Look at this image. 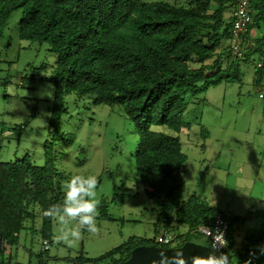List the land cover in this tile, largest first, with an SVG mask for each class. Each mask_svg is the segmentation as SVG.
<instances>
[{
    "label": "trees",
    "instance_id": "16d2710c",
    "mask_svg": "<svg viewBox=\"0 0 264 264\" xmlns=\"http://www.w3.org/2000/svg\"><path fill=\"white\" fill-rule=\"evenodd\" d=\"M249 1L251 20L243 34L242 56L236 57L229 47L232 19L224 20L234 0H0V32L11 13L21 9L18 38L47 43L56 57L48 122L53 136L69 94L117 106L136 131L135 172L155 214V236L131 238L97 261L118 264L138 247L165 248L155 242L162 232L174 235L181 246L198 244L204 238L198 228H210L218 214L226 216L197 196L181 200L186 156L179 134L185 129L181 118L187 98L223 82H239V62L259 55L255 81H260L264 0ZM254 32L257 38H252ZM66 180L50 157L42 167L27 158L0 162V264H9L3 255L7 247L18 245L27 222L40 218V228L31 229L48 242L52 218L44 213L63 201ZM99 209L100 218L108 219L105 206ZM226 217L232 223L230 246L222 254L230 264H264V224L234 237L248 216ZM182 225L186 231L175 233Z\"/></svg>",
    "mask_w": 264,
    "mask_h": 264
},
{
    "label": "rangeland",
    "instance_id": "374dc122",
    "mask_svg": "<svg viewBox=\"0 0 264 264\" xmlns=\"http://www.w3.org/2000/svg\"><path fill=\"white\" fill-rule=\"evenodd\" d=\"M231 14L228 9L224 20L229 21ZM21 17V9L12 12L0 32V162L27 158L42 167L50 157L67 180L74 175L96 176L99 207L105 206L109 218H100L98 208L99 233L84 232L71 246L56 242L59 225L52 218L46 251L38 231L31 229L40 228L37 218L25 224L18 245L7 247L3 257L9 264H104L97 260L131 238L155 236V214L135 172L136 131L117 106L69 94L53 136L48 122L56 57L47 43L18 38ZM257 35L254 32L252 38ZM260 63L259 55L239 62V82H223L188 97L181 118L185 129L179 138L186 156L181 200L197 196L226 216H248L234 237L264 224V71L255 81ZM185 231L182 225L175 233ZM155 242L163 245L157 237ZM197 243L205 246L206 240ZM180 246L173 241L164 247Z\"/></svg>",
    "mask_w": 264,
    "mask_h": 264
},
{
    "label": "clouds",
    "instance_id": "9594fccd",
    "mask_svg": "<svg viewBox=\"0 0 264 264\" xmlns=\"http://www.w3.org/2000/svg\"><path fill=\"white\" fill-rule=\"evenodd\" d=\"M98 179L96 176L74 175L64 182V198L61 203L51 205L44 213L49 218L58 221L59 234L55 237L57 243H66L69 246L83 238V233L96 235L98 225L99 205L97 198ZM215 242L224 246L226 241L221 235L213 237ZM215 248V245H213ZM191 264H230L229 257L221 254L216 256L210 253L206 257L193 256ZM180 264H187L179 258Z\"/></svg>",
    "mask_w": 264,
    "mask_h": 264
},
{
    "label": "built area",
    "instance_id": "2783aa9c",
    "mask_svg": "<svg viewBox=\"0 0 264 264\" xmlns=\"http://www.w3.org/2000/svg\"><path fill=\"white\" fill-rule=\"evenodd\" d=\"M231 28H230V40L229 47L233 56H242V40L243 34L247 31V27L250 24V1L249 0H234V5L231 14ZM231 219L224 215L218 214L214 217L211 227H199V233L207 240L209 248L216 254L220 255L224 253L230 246L229 232L231 228ZM215 235H221L223 240L226 241L224 246H220L215 242L213 237ZM175 236L160 233L157 237V241L163 245H169L175 241ZM215 245V248H213ZM44 251L48 250V242L43 241Z\"/></svg>",
    "mask_w": 264,
    "mask_h": 264
},
{
    "label": "water",
    "instance_id": "95a60500",
    "mask_svg": "<svg viewBox=\"0 0 264 264\" xmlns=\"http://www.w3.org/2000/svg\"><path fill=\"white\" fill-rule=\"evenodd\" d=\"M210 253L214 252L209 247L191 242L177 248L142 246L138 247L127 260L118 264H180L179 258H183L187 264H191V257H206Z\"/></svg>",
    "mask_w": 264,
    "mask_h": 264
}]
</instances>
